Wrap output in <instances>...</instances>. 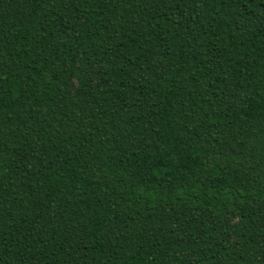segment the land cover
<instances>
[{
    "label": "trees",
    "instance_id": "16d2710c",
    "mask_svg": "<svg viewBox=\"0 0 264 264\" xmlns=\"http://www.w3.org/2000/svg\"><path fill=\"white\" fill-rule=\"evenodd\" d=\"M0 264H264V0H0Z\"/></svg>",
    "mask_w": 264,
    "mask_h": 264
}]
</instances>
